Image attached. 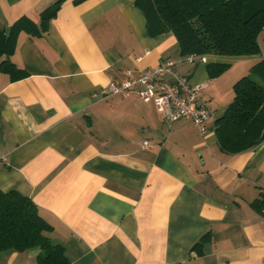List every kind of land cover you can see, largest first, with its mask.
Segmentation results:
<instances>
[{
    "label": "crops",
    "instance_id": "1",
    "mask_svg": "<svg viewBox=\"0 0 264 264\" xmlns=\"http://www.w3.org/2000/svg\"><path fill=\"white\" fill-rule=\"evenodd\" d=\"M55 1L0 0V27L9 36L23 16L39 25ZM135 3L65 0L47 31L19 33L11 60L28 76L0 72V189L35 202L70 264H264V215L251 205L264 194V141L229 154L211 126L200 135L135 93L99 95L182 57L174 34H148ZM258 42L255 55L206 54L177 70L209 84L203 96L219 117L215 104L224 111L234 97L220 80L250 73L264 59V28ZM209 63L230 67L211 78ZM206 233L199 254L192 246ZM39 253L0 251V264H38Z\"/></svg>",
    "mask_w": 264,
    "mask_h": 264
},
{
    "label": "trees",
    "instance_id": "2",
    "mask_svg": "<svg viewBox=\"0 0 264 264\" xmlns=\"http://www.w3.org/2000/svg\"><path fill=\"white\" fill-rule=\"evenodd\" d=\"M64 1L47 6L39 25L23 16L10 26L9 36L0 27V72L8 73L12 81L28 76L11 60L18 35L26 31L37 37L47 31ZM135 4L144 13L148 34L153 37L171 32L182 56L231 57L261 51L258 38L264 28V0H136ZM229 67L228 63H209L207 71L216 78ZM250 70L234 82L233 100L215 120L219 147L229 154L247 151L264 141V59ZM251 205L264 215V194ZM52 229L30 197L18 190L0 189V251L24 252L39 247L38 264H70L64 247L46 234ZM211 240V234L206 233L192 249L201 254Z\"/></svg>",
    "mask_w": 264,
    "mask_h": 264
},
{
    "label": "built area",
    "instance_id": "3",
    "mask_svg": "<svg viewBox=\"0 0 264 264\" xmlns=\"http://www.w3.org/2000/svg\"><path fill=\"white\" fill-rule=\"evenodd\" d=\"M183 61L193 64L205 63L207 59L205 55L194 53L177 60L168 58L154 67L142 69L138 76H130L119 83H110L99 95L109 98L135 93L141 100L153 101L167 122L189 119L198 128L200 135H206L210 126L215 130L217 118L208 98L203 96L209 84L206 81L193 84L180 74L177 65ZM148 144L146 140L143 142L144 146ZM2 161L0 158V163Z\"/></svg>",
    "mask_w": 264,
    "mask_h": 264
},
{
    "label": "rangeland",
    "instance_id": "4",
    "mask_svg": "<svg viewBox=\"0 0 264 264\" xmlns=\"http://www.w3.org/2000/svg\"><path fill=\"white\" fill-rule=\"evenodd\" d=\"M224 79V80H223ZM238 79H240V78H238ZM220 84H221V88H222V92H224L225 94H227V95H229V94H231L232 93V95H233V85H231V83H229V81L227 80V77H223L222 78V80H220ZM231 86V87H230ZM230 91H231V93H230ZM210 101V100H209ZM211 102V101H210ZM212 104V103H211ZM215 104V103H214ZM220 105V104H219ZM215 106L217 107H215L216 108V110H217V112H218V115H221V113L223 112L222 111V108H219V106H217L216 104H215Z\"/></svg>",
    "mask_w": 264,
    "mask_h": 264
},
{
    "label": "water",
    "instance_id": "5",
    "mask_svg": "<svg viewBox=\"0 0 264 264\" xmlns=\"http://www.w3.org/2000/svg\"><path fill=\"white\" fill-rule=\"evenodd\" d=\"M10 28L7 29V32L9 31Z\"/></svg>",
    "mask_w": 264,
    "mask_h": 264
}]
</instances>
